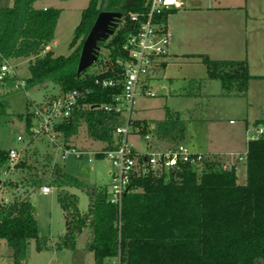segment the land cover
<instances>
[{
  "label": "trees",
  "instance_id": "obj_1",
  "mask_svg": "<svg viewBox=\"0 0 264 264\" xmlns=\"http://www.w3.org/2000/svg\"><path fill=\"white\" fill-rule=\"evenodd\" d=\"M1 1L0 68L6 61L26 59L29 75L22 79L16 73L7 75L0 80V87L5 83L13 88L23 80L25 90L49 83L60 94L89 90L71 117L55 129L63 133L66 148L76 147L74 138L83 125L92 141L104 145L102 149L114 148L116 128L125 123L126 117L105 106L114 107L115 97L122 93L124 68L118 61L127 60L124 45L146 20L150 0H90L82 11L70 43L72 52L67 56H56L47 49L55 40L61 9L35 7L40 0H11V4L10 0L3 4ZM174 10L164 11L158 20L167 25ZM102 11L123 15L113 35L99 43L109 50V57L102 63L105 69L78 73L84 41ZM131 14H138L139 19L134 20ZM203 61L208 77L220 80L225 94L246 93L253 77L264 78L252 75L246 60H213L204 56ZM110 78L118 82L116 86L96 83ZM3 97L0 96V171L8 165L9 150L18 148L13 139L19 147L24 143L12 136L13 126L24 120L26 133L32 135L34 118L30 107L24 113L12 112L10 102ZM132 123L135 133L138 129L150 145H155L151 148L184 143L186 125L176 111L168 109L165 118L156 121L132 116ZM148 135L155 144L146 139ZM96 157L105 155L98 153ZM30 159L21 157L17 166L20 175L16 183L12 180L10 184L27 188V193L45 185L54 187L66 219V233L59 247L75 250L78 238L86 231L90 238L85 245L94 252L96 264H103L107 258L117 259L119 264H264V137L248 142L245 184L238 182L236 163L226 166V155L207 153L199 165H182L161 174L144 173L139 166L130 175L120 202L112 201L111 186L86 184L70 174L60 161L51 164ZM144 161L140 157L139 163ZM74 188L88 194L87 211L80 210ZM16 196L13 203L0 205V241L8 243L16 264H23L30 243L37 241L39 250L43 243L35 207L26 195Z\"/></svg>",
  "mask_w": 264,
  "mask_h": 264
},
{
  "label": "rangeland",
  "instance_id": "obj_2",
  "mask_svg": "<svg viewBox=\"0 0 264 264\" xmlns=\"http://www.w3.org/2000/svg\"><path fill=\"white\" fill-rule=\"evenodd\" d=\"M7 1L2 0L1 3H7ZM184 1L185 6L172 17L178 25L173 34V43L177 41L183 51H193L192 53L199 55L196 54L193 57L196 59L186 56H181V59L174 57V62H171V55L167 59L170 62L167 72L163 70L164 77L159 70L150 84V89L156 92V96H147L146 87L141 89L133 117L156 121L165 118L168 109L176 111L186 125L188 137L184 139V144L192 151L199 149V146H195L196 148L190 146L197 141L195 137L200 140L198 142L203 147H209L211 151H224L229 149L227 146L230 145L226 144L225 140L229 137L228 132L232 128L243 126L241 122L245 121H249L251 128L257 119H264V78L253 77L246 93L225 94L220 80L208 77L207 64L203 61L204 56L213 60H242L244 56L243 54L240 56V50L242 53L247 44L250 47V39L264 36V4L257 6V0H255L252 2L254 9L251 10L250 1L248 8L245 4L239 8L236 6L238 5L236 0ZM89 3L90 0H42L36 4L38 6L49 4L50 8L61 9L55 32L56 43L53 42L47 47V49H52L56 56H67L72 52L70 43L81 21L82 11ZM260 6H263L261 12L257 9ZM240 37L249 40V43L248 41L243 43L242 49L238 47ZM108 57L109 50L102 47L99 60L87 69L88 73L104 70L105 64L102 65V63ZM11 64L19 79L29 75L28 60H12ZM250 72L254 75H264V63L260 64L255 61ZM166 75L171 77V81L168 77L166 78ZM45 85L25 90L23 87L10 88L4 83L0 87V96H4L3 99L10 102L12 112L24 113L28 107H30L29 110H33L36 106H45L56 98L62 97L63 94H60L52 83ZM165 85L169 88H163ZM29 102H31L30 106H28ZM32 120L33 127L36 128L37 120L35 117ZM230 120H235L237 124L230 125ZM136 131L137 133L134 130L130 133L129 143L135 150L147 152L149 143L138 132V129ZM46 133L28 134L25 121H19L12 128V136L21 135L23 146L19 147L20 144L15 141L16 139L12 142L21 150L22 158H31V161L38 159L51 162V164L60 161L70 174L86 184L97 186L113 184L117 168L108 158L96 157L93 161H89L90 154L86 153L81 159L74 154H67L63 159L62 146L53 142ZM224 136L225 140L221 141ZM10 140L11 138H8L7 143H10ZM74 140H76L74 141L77 144L76 147L82 150H100L98 147L103 145L89 138L87 127L84 125ZM150 142H154L153 139ZM246 144L235 158L232 156L235 154L216 153L224 157L226 155V166L236 163L238 182L241 184L247 182ZM19 173L14 172L12 175L14 180L18 179ZM7 189L8 191L0 196H5L9 200L16 199L14 187L10 184ZM72 192L79 196L80 210L87 211L89 208L88 194L78 188H74ZM23 195H26L35 207L38 232L43 243L41 250L37 248V241L33 240L30 243L28 258L23 264H96L94 252L87 249L85 245L90 238L88 233L82 243L79 242L81 237L78 238L79 244L75 250L66 246L59 247L62 236L66 233V219L54 187L50 194H43L41 189H38L37 191L30 190ZM0 264H16L12 249L5 240L0 241ZM103 264H119V260L117 263V259L107 258Z\"/></svg>",
  "mask_w": 264,
  "mask_h": 264
},
{
  "label": "built area",
  "instance_id": "obj_3",
  "mask_svg": "<svg viewBox=\"0 0 264 264\" xmlns=\"http://www.w3.org/2000/svg\"><path fill=\"white\" fill-rule=\"evenodd\" d=\"M183 5V0H150V10L147 18L142 22L137 34H132L128 38L124 49L128 53L127 60L118 61L124 68L122 93L115 97L114 107L106 105L108 111L116 110L125 115L126 121L118 126L115 131L116 143L114 148L100 150H82L77 147L66 148L64 145V135L57 131L55 127L69 119L75 109L80 105V101L86 97L89 90H74L67 92L62 97L56 98L45 106L34 107L32 110L37 120V127H33V133H46L53 142L62 146V158L67 154H74L81 158L89 153V161H93L98 153L105 155L111 163L116 166L117 172L114 174V181L111 185L113 191L112 201H121L124 190L130 181V175L137 171L139 166L143 167V172L161 174L165 171L175 170L182 165H199L207 153L192 151L185 144L170 146L165 149L149 148L147 152L141 153L134 149L129 143L128 137L133 131L132 116L137 103L139 91L146 87V95L155 97L156 92L150 89L151 82L156 77L157 72L162 69V63L168 56V48L171 41L168 26L158 20V16L164 11L179 9ZM134 20L139 19L138 14H131ZM13 65L6 61L0 68V80L7 75L15 74ZM97 84L103 87H114L117 81L114 78L97 80ZM25 81L17 82L15 88H24ZM44 126H43V124ZM44 128V129H43ZM247 143L264 137V122L248 127L246 131ZM21 135L18 140H22ZM150 140L149 135L146 136ZM21 150L13 147L8 153V165L0 171V195L8 191V186L13 179V174L17 172L18 163L21 160ZM235 156L236 155H232ZM140 157H144V162L139 163ZM242 159V158H240ZM15 181V180H14ZM16 183V181H15ZM17 195L18 188H14ZM43 194H50L53 187L45 185L41 187ZM15 199H7L0 196V205L13 203Z\"/></svg>",
  "mask_w": 264,
  "mask_h": 264
},
{
  "label": "crops",
  "instance_id": "obj_4",
  "mask_svg": "<svg viewBox=\"0 0 264 264\" xmlns=\"http://www.w3.org/2000/svg\"><path fill=\"white\" fill-rule=\"evenodd\" d=\"M41 1L42 0L37 1L35 3V7L44 8V9L50 8L49 4H42L40 6L36 5L37 3L41 2ZM249 1H250V7H251V10H252V9H254V7L252 8V2H254L255 0H236V2H238V5H236V6H239V8H242V4H245V6H247V8H248L249 7V4H248ZM256 4H257V6L261 5V4L263 5L264 4V0H257ZM184 6H185V1L183 0L182 7L179 8V9L174 10L168 16V19H167V26H168V30L170 32L171 41H170V45H169V48H168V56L165 59L166 63L163 66V68L160 69V72L163 73V77H164L163 70H166L165 72H167V69L169 67L168 64L170 63V62H168L167 59L170 58L171 55H172V61L171 62H174V57H176L178 59H181V56H186V57L192 59L196 54L199 55L198 53H192L193 51H183L181 46H179L177 44V41L175 43H173V41H174L173 34H174L175 30L178 28L177 27L178 25H177V23L175 21H173L175 19L172 20V17L176 15L174 13L180 11V9H182ZM261 8L263 9V6H260L257 9L260 10V12H261ZM255 17H257V15H255ZM171 28L173 29V31H172ZM246 41H248V43H249L248 39L246 40V39H243V37L242 38L240 37L238 47H240L242 49V45ZM54 43H56L55 40H54ZM241 54H243V56H244L242 60H246L249 63L250 69H251L252 64L255 61L259 62L260 64L264 63V36H262V37H258L257 36V37H255L253 39H250V47H249L248 44L245 45L242 53H241V50H240V56H242ZM193 59H196V58H193ZM197 59H199V57ZM242 60L238 59V60H233V61H242ZM252 75H254V74H252ZM254 76H264V75H256L255 74ZM167 77L171 81V77L169 75H166V78ZM163 88H169V87H167L165 85V86H163ZM168 93H169V90H168ZM189 93H191V92H189ZM140 119H145V118H140ZM258 120H260V119H257L256 121H258ZM229 123H230V125H233V126H235L237 124V122L235 120H230ZM241 123L244 124V125L243 126H241V125L236 126V128H232L228 132L229 137H227L226 140H225V136L221 139V141L225 140V143L230 145V146H227L229 149H226L224 151H218V150L217 151H211V150H209V147H203L201 145V143L198 142L200 140L197 137H195L197 141L194 144H190V146H192L194 148H196L195 146H199V149L195 150V152H204V153H212V154L219 153V154H226V155L235 154L236 155L238 152H240L244 148V145L247 143L246 131H247L248 127H249V121H245V122H241ZM187 137L188 136H187V132H186V135H185L184 139H186ZM156 145H157V143H156ZM75 146H77V144ZM103 146L104 145H100L98 148L102 149ZM148 146H149V148L155 147V145L152 146L150 144H148ZM167 146L170 147L171 144L170 145L167 144ZM167 146H166V148H167ZM246 146H248V145L246 144ZM163 148H165V147H163ZM88 149H89V147H88ZM92 150H94V149H92ZM141 153H143V152H141Z\"/></svg>",
  "mask_w": 264,
  "mask_h": 264
},
{
  "label": "water",
  "instance_id": "obj_5",
  "mask_svg": "<svg viewBox=\"0 0 264 264\" xmlns=\"http://www.w3.org/2000/svg\"><path fill=\"white\" fill-rule=\"evenodd\" d=\"M123 15L115 11H102L99 13L92 29L84 41L81 56L79 60L78 73H81L99 60L100 45L99 43L107 41L114 33V29L118 27ZM93 108L96 105L92 106ZM19 195L27 193L28 189L24 187L18 188ZM87 232L81 234L80 243L86 238Z\"/></svg>",
  "mask_w": 264,
  "mask_h": 264
}]
</instances>
